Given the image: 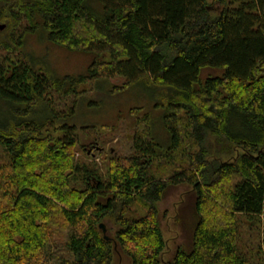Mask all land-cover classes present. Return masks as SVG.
I'll return each mask as SVG.
<instances>
[{"label":"trees","instance_id":"trees-1","mask_svg":"<svg viewBox=\"0 0 264 264\" xmlns=\"http://www.w3.org/2000/svg\"><path fill=\"white\" fill-rule=\"evenodd\" d=\"M0 22V264H264V0H0ZM38 32L91 55L85 73L33 64ZM134 89L132 153L102 177L73 158L96 130L81 103ZM179 184L196 222L165 261L156 204Z\"/></svg>","mask_w":264,"mask_h":264},{"label":"rangeland","instance_id":"rangeland-1","mask_svg":"<svg viewBox=\"0 0 264 264\" xmlns=\"http://www.w3.org/2000/svg\"><path fill=\"white\" fill-rule=\"evenodd\" d=\"M0 26H3L0 30L1 39L6 26L4 22H0ZM23 39L21 52L30 56L36 66L37 64L38 66L44 65L56 78L85 73L93 58L82 52L69 51L53 45L45 41L40 32L35 35H25ZM0 54H3L2 50ZM122 83L120 79L110 81V85L119 86ZM140 94L139 89H134L130 94L111 97L107 90H104L97 91L95 95L97 104L90 106L89 100H83L77 121L81 125H93L96 130L81 132L83 135L80 136V145L75 149L73 157L75 161L88 164L91 168L99 170L100 176L105 177L107 162L113 154L112 151L118 157H126L132 153L130 138L134 133V120L129 116L128 108L139 103ZM145 107L150 109V102H147ZM105 126L112 130L108 131ZM158 135L162 138L160 132ZM84 149L88 150L91 155L86 157ZM194 198L191 186L179 184L167 187L162 199L156 204L166 245L163 256L165 261L171 259L177 247L185 250L189 248L192 229L196 222ZM145 213L146 209L139 201L130 207L127 216L137 219ZM104 225L106 235L112 237L116 228L108 221L104 222ZM112 264H131V262L125 255L116 251Z\"/></svg>","mask_w":264,"mask_h":264},{"label":"water","instance_id":"water-1","mask_svg":"<svg viewBox=\"0 0 264 264\" xmlns=\"http://www.w3.org/2000/svg\"><path fill=\"white\" fill-rule=\"evenodd\" d=\"M1 29H3V26H2V27L0 26V30H1ZM99 228H100L101 231H102V234H103V238H104V240L109 241L110 238L106 235V229H105V226H104L103 224H100V225H99Z\"/></svg>","mask_w":264,"mask_h":264}]
</instances>
